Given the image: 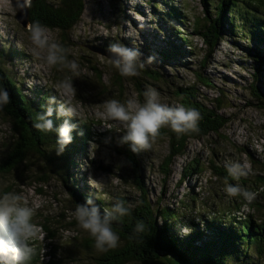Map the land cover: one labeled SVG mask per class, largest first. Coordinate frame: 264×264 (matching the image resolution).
<instances>
[{"label":"bare ground","instance_id":"bare-ground-1","mask_svg":"<svg viewBox=\"0 0 264 264\" xmlns=\"http://www.w3.org/2000/svg\"><path fill=\"white\" fill-rule=\"evenodd\" d=\"M137 1L145 2L146 0ZM184 1L185 3L187 1V6H191L192 9L196 11V13H198V3H196L195 0H166L162 5V7H164L166 10H169L170 13L175 16L171 18L172 21L177 22L178 24H180V26L189 19L187 10L183 6ZM190 1L192 2L191 4ZM156 3L157 2L155 1L152 6L155 13H157ZM236 3L237 0H226L222 4L223 12L218 13L215 9L216 6H218V4L215 3V0L200 1L203 11V17H208L209 23H211V19H213L216 26L219 27V30L221 29V42L219 44L222 50L225 51H227L231 44L229 43V34L225 31L224 28L231 29L236 23L234 22L233 17L230 14L231 8L236 9L235 7H239L236 6ZM129 4V0H124V2L119 1L118 3H115V5L121 11L133 14L134 10L130 7ZM10 5L14 7V3L12 1H10ZM2 6L5 7V4H2ZM248 6L249 8H253V3H250ZM242 7L243 4H241L240 6L241 9H239V23L242 20ZM147 15L150 17L148 9L145 8L144 13L142 14V20L136 21V24L138 26L137 32H140L141 34L138 37V45L135 50H138L140 52L141 60L147 62L149 57L154 58V60L151 63L145 64V67L140 71V75L135 77V80L133 81L134 85L130 86L129 89L132 93H137L141 99V102H143L144 90L146 88H153L160 94L162 102L167 103L170 91H165L168 94L163 97L162 93L164 90L158 89L157 85L162 84L171 88H175V86L178 85L177 83L180 81V78L173 76L172 72L177 73V67L186 66L185 63L180 60L181 58L179 55H177L175 52H171L175 51L177 48H181L184 51L185 57L194 61L198 57L199 53L203 54V56L210 55V52L205 49L208 41L206 38V33L200 34L199 30H197V28L195 27V31H192V28L188 26L187 28H185V31L187 32V40L185 43L169 44L167 40L160 37L158 33H154L159 29V24H157L158 26H154L149 23ZM30 19L34 21V17L31 14H28V17L23 20L21 13L16 18L17 21L21 22V24L26 27L22 30V32L28 35L29 33L27 32V26ZM0 23L1 38L2 30L5 26V24L2 23L1 15ZM190 23H192V21ZM193 23L196 24L195 21ZM205 23L206 21L204 19L199 22L201 26H203ZM79 26L80 24L75 23L72 25V28L77 30L78 38H84L86 36V32L80 31ZM97 26L115 28V26L109 22H106L105 24L97 23ZM148 30L153 32L154 34L150 33ZM254 34H257V32ZM102 35L103 34L99 36ZM250 37H252V35H250ZM253 38L254 37H252V39ZM263 40L264 35L262 39H259V37H255V41L259 46L261 41ZM200 41H203V46L200 45ZM250 42L251 39L245 37L239 43L241 48L237 49L234 52V56L230 58V62H232L239 69L244 70V59L246 65L248 66V76H255L264 84V52L262 54L256 55L250 48ZM72 44L75 45V42L73 41ZM226 45H228L227 48ZM84 46H88L89 48L93 49L92 43L84 44ZM232 46L234 48L236 45L234 46L232 44ZM233 48L230 49L232 50ZM210 50H213L212 47H210ZM231 50H229V52ZM0 51L3 53L9 52L14 56L21 53L22 55L30 59H35L30 53L31 50L19 49L18 47H16L15 51L11 46H9L8 50H5L1 47L0 44ZM163 55H170L171 60L158 58V56ZM68 58L70 60H75L79 64V77H72V73L68 70L65 69L64 71H59L57 68H54V70L52 68L49 74L41 78L29 74L32 79H26V82L33 83L34 87L31 88L28 86L27 89L29 90V92L25 93L23 91L22 95H26L27 97H29V102L32 104V106H39V102L36 101V103H33V101L31 100L30 97L32 95H37L38 99H42L43 104L45 103V99L49 98L50 96H56L57 101H59V94L53 91L52 85L60 81L63 74L72 77L74 84L81 85L80 89L82 91V95L84 97L90 98L92 92L88 86L82 84L81 77L83 78L84 75H88V77L92 80V83L98 86L99 76L97 74H103L104 69H112L111 66H107L106 68H104L102 65H99L98 67H96L99 61L93 56L89 57L86 53H78L76 51L70 50ZM84 64L86 65L84 66ZM250 68L254 69L256 74L250 72ZM6 74L11 78L19 77V75H15L10 71H6ZM167 74L170 75L167 83L160 82V79H165ZM3 79L4 77L0 73V88H7V90L11 89L12 92H14V84L8 85L7 80H5V83L3 84ZM110 80L111 82L109 85L115 87L118 90H122L124 86L127 85V81L131 80V77H127V80L123 81L120 74L114 73L110 77ZM122 81L124 82V84L122 83ZM137 81L141 84L139 87L137 86ZM86 83L88 82L86 81ZM199 84L201 87L207 88V86L203 85L202 83L199 82ZM218 88L222 93L225 92V90L220 86ZM226 90L230 91L229 88H227ZM105 92L106 88L100 90V94L94 95L97 97H104L101 94ZM173 95L176 99H178L175 96V93H173ZM114 99H118L120 101L122 100V98ZM43 104H41V106ZM169 105L180 104L172 101V104ZM182 106H184L185 108H190L185 104ZM241 107H245L247 110L251 111L249 114H243L248 123L256 117L259 118L260 122H264V91L256 84H247L245 86V95L243 97V100L241 101ZM191 109L198 108L193 107ZM240 112L241 111L239 110V113ZM80 115L81 118L64 117V119H69L70 123L75 125V133L72 134L74 141L69 144L72 149H65L63 154L61 155H57L56 144L52 139H42L41 137H39L38 130L36 129H29L28 131V143L30 142L34 144L36 146V149L39 150L42 155L41 161L36 167L42 168V170H44V175L50 183L48 184L47 182H44V184L48 187L45 189H41L39 193H37L40 196L46 195L48 197V208H52V199H57L61 203V206L57 209L64 210L67 215L72 216L75 207L77 206V204H80L79 196L84 194V197H88L89 199L96 198L97 203L101 206L102 211L103 209H111L113 204L110 202L108 197L104 196V192H108L116 199L123 200L125 205L131 208V215L125 217L123 220L124 225L121 226V224L119 223L112 225L113 230L118 233L120 238L128 237L131 235H141L146 232L154 233L157 236V242L152 247L143 245L139 250L140 264H147L141 259L147 254V252H149L154 257L156 264H161L162 260H165L164 264H203V261H206V264H233L227 259L230 256V252L225 248H220L218 242L216 243L214 241V238L216 237L212 232V240L210 241L209 246L204 247L201 244L200 238L198 237L194 227L188 224L185 219L182 218L180 201L178 200L177 195L173 194V190L179 191L182 187H184L186 189V195L189 196L186 187L187 183L183 182L182 179L183 177H187L191 172H195L197 175V181L194 182V185L196 186L198 193L203 194L202 201L203 204L205 203L206 187L203 184L202 173L206 172V166L203 167V164H206V161L202 157L198 159V156L200 154L197 150L194 151V155L191 158L180 156L178 151L171 152L167 148L164 149V153H162L161 155H157L155 151H158V149L154 145L150 151L134 153L130 150V147L127 144H125L124 146H118L115 144L109 145L108 143L115 141V137L109 135V133H107L106 130H104L100 125H97L93 133H89L86 136L87 139L84 141V129L86 127L90 128V126L93 127L95 121L89 116L82 114L81 112ZM7 121L9 123V126H7ZM7 121L5 119V116L3 114H0L1 127L10 133L9 137H7L6 140H0V147L5 152H7V143H9L8 147L17 149L16 144L17 141L20 140L15 134L13 124L9 120ZM24 123L26 122L24 121ZM212 123L213 120L207 115L204 116L201 121H199V124L203 126V132L212 128ZM215 123L216 128H219L218 122ZM240 127L242 129H246L243 124H241ZM115 128L119 132H122V129H119L116 125ZM257 131V128H253L251 130V132ZM199 133L200 131H198L196 135H198ZM249 141L252 143L250 139ZM98 147H107L117 153V158L120 159V167L118 168L124 170L125 175L130 178L132 182L131 188L139 195L138 199H134L131 195L123 196L118 192L116 194V192L112 191L111 189L105 190V187H103L102 191H97L94 186L89 187L87 185L88 183H91L86 175V168L91 162L87 160H95L97 162V159L92 156L93 152H90L89 149L96 151ZM203 152V150L200 151L201 154H203ZM238 157L239 160L237 165H239L241 169H244V166L247 165V168L244 170L248 172L247 175H249V177H247V175H242L239 179H235L234 177L233 179L246 190H248L246 186L253 187L254 192H258L260 189H263L259 184L258 175H255L256 170L262 168L261 163L257 160H254L249 152H245V155H239ZM80 158L81 163L79 162ZM167 158H172L173 161L169 163L166 161ZM83 159L84 165L82 162ZM126 159H129L132 164V168L126 164ZM57 162L70 164V166L68 168L58 167L56 165ZM210 163L214 165L216 162L211 159ZM85 165L86 168H84ZM104 171L111 180H115L118 178L120 180L119 182H122V177L119 174L115 173L111 167H106L104 165ZM152 179H155L156 182ZM198 181H200L201 184ZM56 182H58L60 185L54 188L53 185ZM63 184H65V186H63ZM148 186L156 187L157 192H154L152 189L148 188ZM263 196L264 191H261L257 203H255L256 212L259 214V216H261L262 211L261 205H263L264 207ZM24 198L27 200L26 195L24 196ZM213 198L215 199L216 196L214 195ZM85 199L87 200V198ZM240 199H242V197H240ZM148 200L151 202L152 206L159 201L164 203L162 213L158 214V216L151 221L137 218L138 216L146 218L149 210L154 209L151 208L150 205L146 202ZM173 202L176 204V206L173 205ZM170 211L175 214V217H172L170 215ZM42 215L43 213H40V216ZM241 215L243 216L244 213H241ZM225 219L230 230L235 234V240L238 238L242 241L243 244H251L250 246H253L254 249L259 248L255 252V254L257 253L259 255L256 257H245L242 253H239L236 258V264H264V250H262L261 248V246L264 245V242L263 244L261 243L260 247H256L258 244L255 240L258 239V242H260L261 236L259 233H264V223L261 222V217L259 219L260 225L257 228H255L254 223L252 227L248 220L245 221V225L240 226L237 221L231 220V218H229L227 214H225ZM140 220H143L145 222L146 227L144 232L137 233L135 231V227L137 222ZM180 225H183L185 228H188L190 229V231H192L193 241L190 240L189 236L182 234V232L178 229ZM71 229H73L72 219L71 217H68L65 221L64 227L59 231V233L55 235V240L57 241L55 246L61 249L62 253L66 257V261L68 264H81V259L78 256V245L75 240V236L70 235ZM143 239L145 243H152V239L147 235H144ZM226 240L227 242L229 241L228 238H226ZM91 241L93 242V245L95 247V240L93 237H91ZM203 242L204 244H207L206 241L203 240ZM191 244H193V247L191 246ZM242 246L243 245H240L238 247V250H241L243 248ZM126 247L127 246H125L124 249H126ZM247 259L249 260V262L246 261ZM120 264H135V260L130 262L128 258L124 261H121Z\"/></svg>","mask_w":264,"mask_h":264},{"label":"rangeland","instance_id":"rangeland-1","mask_svg":"<svg viewBox=\"0 0 264 264\" xmlns=\"http://www.w3.org/2000/svg\"><path fill=\"white\" fill-rule=\"evenodd\" d=\"M10 1L11 0H0L1 20L2 23L5 24L0 38L1 47L5 50H8L9 46H11L14 51L16 50V47H18L19 49L31 50L32 45L29 40L30 34L28 35L22 32L24 27L20 24L19 21L16 20L17 12L15 8L10 5ZM119 1L124 2V0L84 1L83 5H86L85 10L83 9L75 12L79 16V22L77 23L80 24L79 30L82 32H86V36L84 38H78V32L73 28H71L72 31H70L67 35L62 34L60 31L53 30V27L51 25H47L48 28L46 29L53 40L62 43V39L64 37L67 40L71 39V43L74 41L75 45H72L70 50L76 51L78 53H86L89 57L93 56L99 61L97 65H102L104 68H106L107 66H111L107 62L108 58L93 52L92 50H90L91 48L88 49L86 46H84V44L92 43L94 45H100L108 48L111 43L120 42L125 46L135 50L138 45V37L141 34L140 32H137L138 26L136 24V21H141L142 15H138L135 12L133 14H130L121 11L115 5V3H118ZM129 1V5L132 9H148V12L151 15V21L149 23L154 26H158L157 24H159V29L154 33H158L159 36L163 39H166L169 44L180 43L181 40H186L187 32L185 31V28L190 26L192 28V31H195V28L199 29L201 27L199 22L204 19L202 7L200 4L201 0H195L196 3H198V13H196V11H194L191 6L188 7L187 1L186 3L184 1L183 6L187 10L189 19L181 26L177 22H173L171 18L175 16L172 15L169 10H166L164 7H162L163 3L166 0H146L145 2L137 0ZM155 1L157 2V13L154 12V9L152 7ZM138 2H140L141 5L137 4ZM220 2L221 0H215V3L218 5ZM135 3L137 6L135 5ZM191 3L192 2L190 1V4ZM238 3L240 4L239 9H241L240 6L241 4H243L241 10L242 20L239 23V14H237L236 22L239 26V29L230 30L227 28V32L229 34L228 37L230 39L229 43L231 44L227 51L222 50L221 46L219 45L215 50V54L210 60H208L206 68H203L201 65V62L205 57L201 53H199L198 57L194 61L189 58L180 59L185 63L186 66L177 67L178 72L176 73L180 78V81L177 83L178 85L194 84L195 82H197L198 72L202 73L203 76L209 77L214 86L207 88L200 86V98L207 105L215 108L220 114L229 118L228 125L224 129H222L224 131L211 133L204 139L190 140L188 144L189 149L184 155L185 158H191L194 155V151L197 150L200 154L198 156V159L202 157L206 161V164H203V167L206 166V172L202 173L203 184L206 187L205 203L203 204L202 201L203 194L198 193L196 186L194 185V182L197 181V175L195 172H191L192 174L186 179V181H183L182 179L183 182L187 183L186 187L189 196L186 195V189L184 187H182L179 191L173 190V194L177 195V198L180 201L182 218L185 219L188 224L194 227L201 242L203 240H210V238L212 237L211 232L214 235L216 234V227L218 225H223V221H225L226 211L230 214L235 212L237 215H240L238 206L241 204L242 199H240V197H229L227 195L224 189L229 183L224 177H221L217 174L216 169H228L229 165H237L239 160L238 156L245 155V152H249L254 160L264 162V122H260L259 118L256 117L248 123L243 114H249L251 111L247 110L245 107H241V101L243 100V97L245 95V86L249 83L256 84L264 91V84L255 76H248V66L246 65L244 59V70L239 69L232 62H230V58L234 56V52L237 49L241 48L239 43L245 37L251 39L250 48L256 55L262 54L264 52V40L261 41L259 46L255 41L254 35L250 31L251 21L254 19L255 15L264 18V0H240ZM250 3H253V8H249L248 5ZM2 4H5V7L2 6ZM191 21L192 23H190ZM194 21L196 22V24L193 23ZM106 22L111 23L115 26V28L97 26V23L105 24ZM149 32L154 34L151 31ZM101 34L103 35L99 36ZM249 34L254 38L252 39ZM232 44L236 46L233 48ZM200 45L203 46L202 41H200ZM227 47L228 45H226V48ZM230 48L233 49L231 50ZM229 50H231L232 52H229ZM174 52L178 55V52L184 51L183 49L177 48L171 53ZM165 56L166 55L158 56V58L164 59ZM2 64L6 71H10L15 75H19V77L13 78V80L17 84L21 92L24 91L25 93L29 92V90L27 89L28 86L31 88L34 87L33 83L26 82V79H32L29 74L41 78L49 74L50 70H52V68H48L40 60L30 59L22 55L21 53L15 56L10 54L9 52L3 53ZM85 65L86 64H84V66ZM249 71L253 74H256L255 70L252 68H250ZM103 72V78L101 82H98L99 88L93 89L89 87L92 92L90 98L84 96H76L73 98V102L79 105V110L82 114L89 116L95 121V127L97 125H104L112 130H106V132H110L109 135L115 137V141L108 143L109 145L115 144L118 146H124L118 143L119 134L116 132L119 131L115 128L116 124L107 120H99L96 116L97 112L103 111L102 102L106 99H109V97L106 95H103L104 97H97L94 94H100V90H103L105 88L106 90H108L109 88L107 87L110 86L109 84L111 82L110 77L118 71L112 67V69H104ZM172 74H175V72H172ZM84 76L86 79H81L85 81V83L86 81L88 83L92 82L88 75ZM122 79L123 81L127 80L126 77H122ZM55 85L56 83L52 85L54 92H56L54 89ZM130 86L133 85L130 80H128L125 87L126 94L122 98L121 102H125L128 98L131 97H135L136 99L141 101L137 93L131 92V90L129 89ZM219 86L225 90L224 93L219 90ZM227 88H229L230 91H227ZM165 91L168 90L163 91V97L168 94ZM168 96V104H172V101L179 103L171 92ZM30 98H34L35 101L39 102V104L40 102H43L42 100L37 98V95H32ZM217 98L221 99L220 102L216 101ZM45 102L49 104V100H45ZM239 110L241 111L240 113ZM30 111L35 112L36 118L37 114L39 113L37 107L30 106ZM241 124H243L246 129H242L240 127ZM253 128H257L258 131L251 132ZM249 139L252 141V143L249 141ZM153 145L158 149V151H155V153L157 155H161L162 153H164V149L167 148L169 150V139L167 137L158 138ZM89 150L90 152H93L92 156L97 159V162L95 160H93L94 162L87 160L91 163L87 168L85 165L84 168H86V175L89 180L90 178L92 179V184L95 185L96 190L102 191L103 187H105V190L111 189L112 191L116 192V194L118 192L123 196L131 195L134 199H138L139 195L131 188L132 182L130 178L125 175L124 170L118 168L120 167V159L117 158V153L107 147H98L96 151L92 149ZM201 150L204 151L203 154L200 153ZM4 153L5 151H0V155H3ZM211 159L216 162L214 165L210 163ZM126 160V164L132 168L129 160ZM32 161L34 168H37L36 166L39 165L41 159L38 156H34L32 158ZM79 162L81 163V158L79 159ZM82 162L84 165V159L82 160ZM56 165L58 167H62L64 163L57 162ZM104 165L106 167H111L115 173L119 174L123 179L122 182H119L120 180L118 178L115 180H111L104 171ZM256 171L264 173L263 168H260ZM152 180L156 182L155 179ZM198 182L200 183V181ZM47 183L50 184L49 181H47ZM92 184L88 183L87 185L89 187H93ZM59 185L60 184L56 182L54 183L53 187L56 188ZM63 186H65V184H63ZM37 187H42L43 189H45L48 186H46L45 184H39L37 182L33 185L22 186L21 192L23 196L26 195V198L28 200L27 202H30L29 205L34 206L36 209V213H39L38 219L33 218V222L37 226L44 219L49 218L59 222L57 225H54V227L57 229V233H59V231L64 227L65 221L68 217H71L72 222L76 221L74 215L69 216L64 210L57 209L61 206V203L57 199H52V208H50V213H45L43 211V204L45 202H48V197L46 195H38L37 193L39 192L37 190ZM148 188L152 189L154 192H157L156 187L148 186ZM246 188L248 189V191L253 192L254 190V188L251 186H247ZM214 195L216 196L215 199L213 198ZM104 196L108 197L112 204L117 200L108 192H104ZM149 203L152 208H155L157 216L158 214L162 213L164 204L163 202L159 201L153 206L150 201ZM39 205L41 206V208L39 207ZM173 205L176 206L174 202ZM242 211L247 212L248 208L244 207ZM40 213H43V215L40 216ZM261 214H264V209H262ZM171 216L175 217V214L171 212ZM183 228H185L183 225H180L178 227L181 232ZM227 229L231 234L229 226L227 227ZM70 233L71 236H75V240L78 245V256L81 259V264H95L96 259L100 257L103 252L98 251L94 247L92 241L85 243V240L91 239V235L80 228L77 221L73 224V229H71ZM187 236H189V238H193L192 231H190ZM39 240L44 243H51L53 245L57 243L56 240L44 236H39ZM121 244L122 241H120L119 245ZM234 244H236V247H239L240 245H243L242 247H244V244L238 238L236 239ZM250 256L256 257L259 255L257 253L255 254L254 250H251ZM246 261L249 262L248 259ZM135 264H140V262H135ZM203 264H206V261H203Z\"/></svg>","mask_w":264,"mask_h":264},{"label":"clouds","instance_id":"clouds-1","mask_svg":"<svg viewBox=\"0 0 264 264\" xmlns=\"http://www.w3.org/2000/svg\"><path fill=\"white\" fill-rule=\"evenodd\" d=\"M11 1L13 2V0ZM35 1L22 0L23 4L29 9L28 14H31V7ZM14 8L17 12V18L18 10L15 6ZM133 10L138 15L143 14L140 10L135 8ZM23 27L26 28L25 26ZM46 28L48 27L43 26L39 21L31 22L30 19L27 31L30 34L29 40L32 45L31 55L50 69L57 68L59 71L66 69L72 73V77H79L80 66L75 60L68 58L70 50L65 47L70 46L71 49L73 45L71 39L67 40L64 37L62 43H59L50 37ZM92 45L107 50L110 54L109 56L98 53L86 46L93 52L107 57V62L118 71L117 73L126 78L139 76L140 70L145 67V64L154 60L152 57H149L147 62L141 60V54L138 50L129 48L120 42H113L108 48ZM215 50L216 48L212 54L205 57L204 68L207 67L208 60L215 54ZM2 54L3 52H1V57ZM72 77L65 76L63 80L56 83L54 89L59 94V101H57L56 96H50L49 106L45 112L38 113L36 118L35 112L26 115V120L28 124L32 125L33 129L45 134L57 133V155L63 154L67 145L72 143V132L75 129V125L70 123L69 119H64L61 126L55 127L53 119H51L54 112L58 117L81 118L79 105L73 102V98L77 96V89L74 87ZM207 78L209 79V77ZM82 82L84 81L82 80ZM10 103H12V99L9 91L7 88H0V111ZM57 103L59 105L58 108H54L52 105ZM96 116L99 120L114 122L119 129H122V132H116L119 134L118 143L120 145L127 144L134 153L150 151L153 144L160 138L161 130L166 127L170 128L178 138L197 133L199 131V121L203 119L201 113L196 109L185 108L181 104L169 105L162 102L160 94L153 88L144 90L143 102L135 97L128 98L125 102L114 98L106 99L103 101V111L97 112ZM227 119L229 121V118ZM100 126L104 130L112 131L104 125ZM93 131L90 133H93ZM86 136L84 140L87 139ZM246 168L247 165L244 166V169ZM244 169H241L239 165L228 166L229 175L235 179L248 174ZM188 177H183V181H186ZM90 182L92 183L91 178ZM93 186L95 187V185ZM224 190L229 197H243L248 204L255 201L258 195V193L248 191L239 184H227ZM261 191H264V189H261ZM35 213V207L29 205L22 194L17 192L0 194V264H31L37 255V250L33 247V241L39 234V228L33 222ZM73 215L79 227L94 238L95 248L100 252H107L111 249H116L120 243V236L113 230L112 225L114 223H122L125 217L130 216L131 208L126 206L123 200L117 199L111 209H103L102 211L97 199L90 198L86 204H77ZM145 227V222L140 220L136 224L135 231L142 233ZM223 227H226L224 221ZM189 233L190 229H182L183 235ZM190 240L193 241L192 238ZM211 240L212 237L206 242L210 243Z\"/></svg>","mask_w":264,"mask_h":264},{"label":"trees","instance_id":"trees-1","mask_svg":"<svg viewBox=\"0 0 264 264\" xmlns=\"http://www.w3.org/2000/svg\"><path fill=\"white\" fill-rule=\"evenodd\" d=\"M85 0H36L33 2L31 7V15L34 17V21L31 20V22L39 21L43 26L51 25L53 27V30L60 31L62 34L67 35L70 31H72V25L79 22V16L75 13L79 10H85L86 5L84 6ZM226 0H221L218 6H216V10L218 13H222V4ZM231 1V0H227ZM237 3L236 5H240ZM151 16V15H150ZM255 27L253 28V33H256L255 35L263 37L264 31L259 28V24L261 22V18L258 16H255ZM149 22L151 21V18L148 17ZM204 20L206 23L201 26L199 29L200 34L206 33V38L208 41V44L205 46V49L210 52V54L213 53L214 49L217 48L221 42V29L219 30V27L216 26L213 19H211V23L208 22V17L204 16ZM234 22L235 18L233 17ZM226 27V26H225ZM225 29V28H224ZM232 30H238L237 24L231 28ZM226 31V29H225ZM174 37V35H173ZM187 40V39H186ZM186 40H181L180 43H185ZM203 42V41H202ZM66 48L70 49V46H65ZM210 47H212L213 50H210ZM181 49V48H178ZM178 55L181 59L187 58L184 55V52H178ZM206 57V56H205ZM204 57V59H205ZM165 60H171L170 55L165 56ZM202 67L204 68L205 62L204 60L201 62ZM98 67V66H96ZM54 70V68H53ZM141 71V70H140ZM0 73L3 75L4 79L2 80V83H5V80H7L8 85L14 84V92H12L11 89H9V93L12 99V103L7 105L2 111H0V114H3L5 116L6 121L9 120L13 126L14 131L17 137L21 140L17 141V149H13L8 147L9 143H7V152H5L3 155H0V194H3L4 192H22V186L25 185H33L35 183L44 184V182H47L48 179L44 175V170L42 168H34L32 158L34 156H38L40 159L42 158L41 153L39 150L36 149V146L32 143H28V131L29 129H33L32 125L28 124L26 120V115L32 114L33 112L30 111V106L32 104L29 102V97L26 95H22V92L18 88L17 84L14 82L13 78L9 77L6 74V70L3 67L2 64V57H1V51H0ZM119 74V73H118ZM99 76V82H101L103 78V74H97ZM67 76L66 74L62 75V78L60 80H63ZM121 76V75H120ZM173 76L178 77V74H173ZM198 81L194 84L190 85H177L175 88H171L166 85L159 84L157 85V88L160 90H168L172 94L175 93V96L179 99H177L181 105L189 106L190 108L197 107V111H199L204 116H209L212 120V128L206 130L204 133H207L211 130H215L216 123L218 122L219 128H216V130H220L222 128H225L228 121L226 117L219 114L218 111L214 108H211L209 105H207L201 98H200V83L207 87L213 86L210 79L207 77H203L202 73H197ZM122 77V76H121ZM170 77L169 74L166 75L165 79H160V82L167 83L168 78ZM82 78V77H81ZM84 79L85 76L83 77ZM135 80V77H132L130 82L132 85H134L133 81ZM82 82V81H81ZM124 84V82L122 81ZM74 84V83H73ZM82 84H85L88 87H91L93 89H97L98 86L90 83L82 82ZM141 84L137 81V86L139 87ZM81 85L74 84V87L77 89V96L83 97L82 91L80 89ZM126 85L122 90H118L113 86H109L108 90H106L105 93L102 95H106L109 97V99L112 98H123L126 94ZM175 89V90H174ZM33 103H36L35 99L31 98ZM42 100V99H40ZM44 100V99H43ZM49 100V98L45 99ZM181 100V101H180ZM221 99L217 98L216 101L220 102ZM40 102L39 106H37V110L39 113H43L46 111L47 107L49 106L48 103ZM54 108H57L59 105L58 103L55 105H52ZM54 122L55 127H59L62 125L64 121V117H58L56 113L54 112L53 116L51 117ZM26 123H24V121ZM215 121V122H214ZM7 126H9V123L7 121ZM94 130V126L91 127V130L89 127H86L84 129V134L88 135L90 132ZM199 131L203 132V126L199 124ZM13 132V131H11ZM39 137L42 139H52L55 144H57L58 135L57 133H41L39 132ZM75 131L72 132L74 134ZM197 133H192L189 135H184L180 138L177 137V135L171 131L170 128H163L161 130L160 138L167 137L169 139V151L175 152L178 151L179 154H183L184 149L186 147V143L190 138H200L203 137L201 133L196 135ZM10 133L3 129L0 125V140H6L7 137H9ZM78 140V139H76ZM74 141V139H73ZM24 142V143H23ZM9 148V149H8ZM67 150H71L72 147L70 145H67L65 148ZM0 151H2L0 147ZM129 160V159H128ZM167 162L173 161L172 158H167ZM130 162V161H129ZM260 162V161H259ZM262 165V168L264 169V162H260ZM131 164V162H130ZM132 165V164H131ZM70 164H65L62 166V168H68ZM217 174L224 177L229 184H238L234 179L233 176L229 175L228 169L225 168H217L216 169ZM255 175H258L259 177V184L264 189V173L262 172H255ZM241 177V176H240ZM249 177V175H247ZM66 178V177H64ZM240 185V184H239ZM241 186V185H240ZM247 187V186H246ZM43 189L42 187H37L38 192ZM254 192V191H253ZM258 193L255 201H253L251 204H248L242 197L241 204L238 206V211L240 215H237L235 212L230 214L229 212L225 213L231 218V220L237 221V223L240 226L245 225V221L248 220L250 224L253 227V223L255 224V228H257L260 225V217L261 222L264 223V214H261V216L256 212L255 203H257L258 197L261 194V189L256 192ZM85 195L82 194L79 196V202L80 204H86L88 197H84ZM87 198V200L85 199ZM264 198V196H263ZM149 205V201H146ZM44 208L43 211L45 213H50V208L47 207V203L45 202L43 204ZM151 207V205H150ZM244 207L248 208V212L244 213L242 209ZM152 208V207H151ZM261 209H264L263 205H261ZM156 210L152 209L149 210L146 218L138 216L137 218L146 219L148 221L153 220L156 215ZM171 215V211L169 212ZM241 213H244L242 216ZM35 219L39 218V213H36L34 216ZM59 222L54 221L52 219L46 218L41 223L38 224L39 228V234L33 241V247L37 250V255L34 257L31 264H42L40 255L47 252V254L51 255V260L48 263L44 264H66V257L62 253L61 249L56 247L55 245L51 243H44L39 240V236L49 237L55 240V235L57 233V229L54 227V225L58 224ZM76 223L72 222L73 224ZM116 224V223H114ZM124 225V221L122 223H119ZM224 224L226 227H223V225H218L216 228V238H214V241L220 246L221 249L225 248L230 252V256L227 258L229 262L236 264V258L239 255V253H242L245 257H248L251 255V250H254V252L257 251L259 248H253L251 247V244H244V247L241 250H238V247H236L235 243V234L229 233L227 227L228 223L226 222V219L224 221ZM261 236L260 242H258V239H255L257 242L256 247H260L261 243L264 242V233H259ZM144 235L149 236L152 239V243H145L144 242ZM242 235V234H240ZM226 238L229 239L227 242ZM193 239V238H192ZM219 239V241H218ZM90 240H85V243H88ZM120 241H122V244L119 245L116 249H111L107 252H103V254L96 259L95 264H120L121 261H124L125 259H128L135 262H140L139 257V250L142 248L143 245H148L149 247H152L157 242V236L154 233H144L141 235H131L128 237L120 238ZM210 243L207 242V244L202 243L204 247L209 246ZM126 249H124V247ZM193 247V244H191ZM262 250H264V245L261 246ZM143 262L147 264H156V261L154 260V257L147 252V254L141 258ZM165 260L161 261V264H164Z\"/></svg>","mask_w":264,"mask_h":264},{"label":"water","instance_id":"water-1","mask_svg":"<svg viewBox=\"0 0 264 264\" xmlns=\"http://www.w3.org/2000/svg\"><path fill=\"white\" fill-rule=\"evenodd\" d=\"M13 3H14V6L16 7V9L18 10V15L21 13L22 14V19L25 20L28 17V12H29L28 7L23 4L22 0H13ZM137 4L141 5L140 2H138ZM140 11H141V13H144L145 10L140 8ZM18 15H17V17H18ZM255 16H257V15H255ZM255 16H254V20H256ZM258 17L262 18L261 16H258ZM234 18H235V21H236L235 15H234ZM225 29L227 31V28H225ZM92 50H95L96 52L101 53V54L106 55V56L110 55L107 50H105L103 48H100V47L93 46ZM39 207L41 208L40 205H39ZM50 256L51 255L47 254V252H45L44 254L40 255L41 263L42 264L48 263L51 260Z\"/></svg>","mask_w":264,"mask_h":264},{"label":"flooded vegetation","instance_id":"flooded-vegetation-1","mask_svg":"<svg viewBox=\"0 0 264 264\" xmlns=\"http://www.w3.org/2000/svg\"><path fill=\"white\" fill-rule=\"evenodd\" d=\"M236 6H238V5H236ZM235 8H236V9H232V8H231V10H230V14H231L232 17H234V15H235V17H236L237 14H239V7H235ZM236 24H237V22H236ZM255 25H256V23H255V20L253 19V20L251 21L250 31H251V33L254 35V37H259V39H262V37L257 36V35H255V34L253 33V28L255 27ZM237 27H238V29H239L238 24H237ZM258 27L261 28V30L264 31V18H263V17L261 18V22H260V24H259ZM222 129H224V128H222ZM222 129H220V130H211V131H209V132H207V133H204V132L200 131V133L203 135V137H200V138H190V139L187 141V143H186V147H185V149H184L183 154H181L180 156H184V155L186 154L187 150L189 149V145H188V144H189L190 140H196V139H203V138H206V137H208L211 133H218V132H220ZM191 174H192V173H190L188 176H190Z\"/></svg>","mask_w":264,"mask_h":264}]
</instances>
